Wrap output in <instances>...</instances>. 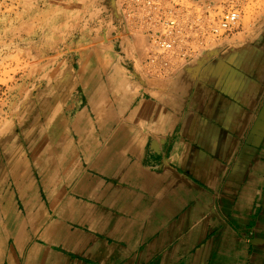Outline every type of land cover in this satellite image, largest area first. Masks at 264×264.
<instances>
[{
	"label": "crops",
	"instance_id": "0c3cea01",
	"mask_svg": "<svg viewBox=\"0 0 264 264\" xmlns=\"http://www.w3.org/2000/svg\"><path fill=\"white\" fill-rule=\"evenodd\" d=\"M112 54L0 138V264H264V17L165 76Z\"/></svg>",
	"mask_w": 264,
	"mask_h": 264
},
{
	"label": "rangeland",
	"instance_id": "374dc122",
	"mask_svg": "<svg viewBox=\"0 0 264 264\" xmlns=\"http://www.w3.org/2000/svg\"><path fill=\"white\" fill-rule=\"evenodd\" d=\"M50 1L0 0V138L25 122L36 98L53 93L67 67H76L79 55L97 46L98 55L110 58L127 40L121 36L124 27L116 0ZM262 17L264 0H243L239 24L211 49L243 42ZM134 37L139 42L135 47L142 50L145 38Z\"/></svg>",
	"mask_w": 264,
	"mask_h": 264
},
{
	"label": "built area",
	"instance_id": "2783aa9c",
	"mask_svg": "<svg viewBox=\"0 0 264 264\" xmlns=\"http://www.w3.org/2000/svg\"><path fill=\"white\" fill-rule=\"evenodd\" d=\"M243 0H116L122 35L146 39L139 65L165 76L212 50L241 17ZM122 37H120L121 40Z\"/></svg>",
	"mask_w": 264,
	"mask_h": 264
},
{
	"label": "bare ground",
	"instance_id": "6f19581e",
	"mask_svg": "<svg viewBox=\"0 0 264 264\" xmlns=\"http://www.w3.org/2000/svg\"><path fill=\"white\" fill-rule=\"evenodd\" d=\"M49 1H50V0H49ZM50 2H51V1H50ZM78 3H79V2H78ZM78 3H77V4H78ZM46 5H47V4H46ZM38 6H39V3L36 2V4L33 6V8H35V10L37 11V10L39 9ZM55 7H57V6H55ZM53 8H54V7H53ZM73 8H74V7H73ZM62 9H63V8H62ZM68 9H69V8H68ZM39 11H40V10H39ZM52 13H53V12H52ZM65 13H66V12H65ZM67 14H68V13H67ZM39 16H40V15H39ZM67 16H69V15H67ZM48 17H49V16H48ZM39 19H40V18H39ZM60 22H61V21H60ZM57 23H58V22H57ZM36 24H37V23H36ZM44 24H45V23H44ZM55 24H56V23H55ZM51 25H52V24H51ZM43 27H44V26H43ZM49 29H50V28H49ZM41 32H42V31H41ZM37 35H38V34H37ZM35 39H36V38H35ZM137 40H138V39H137ZM137 40H136V41H137ZM136 41H135V42H136ZM145 41H146V39H145ZM136 43H137V42H136ZM138 43H139V42H138ZM138 43H137V45H139ZM55 56H56V55H55ZM21 101H22V100H21ZM23 101H24V100H23Z\"/></svg>",
	"mask_w": 264,
	"mask_h": 264
},
{
	"label": "water",
	"instance_id": "95a60500",
	"mask_svg": "<svg viewBox=\"0 0 264 264\" xmlns=\"http://www.w3.org/2000/svg\"><path fill=\"white\" fill-rule=\"evenodd\" d=\"M211 51H213V50H211Z\"/></svg>",
	"mask_w": 264,
	"mask_h": 264
}]
</instances>
